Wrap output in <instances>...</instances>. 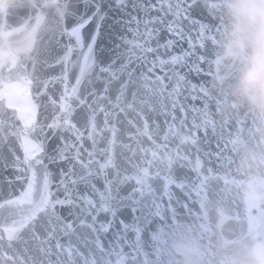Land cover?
Segmentation results:
<instances>
[{
  "label": "snow or ice",
  "instance_id": "obj_1",
  "mask_svg": "<svg viewBox=\"0 0 264 264\" xmlns=\"http://www.w3.org/2000/svg\"><path fill=\"white\" fill-rule=\"evenodd\" d=\"M47 7L40 0L31 15ZM65 7L71 22L54 40L42 37L18 69L0 73V173H12L0 181V264H174L162 231L209 197L230 205L241 235L264 242V207L241 196L231 172L246 120L211 111L212 0ZM13 79L18 90H5ZM185 146L196 147L194 160Z\"/></svg>",
  "mask_w": 264,
  "mask_h": 264
},
{
  "label": "clouds",
  "instance_id": "obj_2",
  "mask_svg": "<svg viewBox=\"0 0 264 264\" xmlns=\"http://www.w3.org/2000/svg\"><path fill=\"white\" fill-rule=\"evenodd\" d=\"M221 18L216 56L215 89L219 113L232 120L247 117V132L233 136L235 176L242 197L264 207V0H212ZM40 0H0V73L18 69L31 57L40 39L54 40L63 27L72 0H48L39 19L21 15ZM57 6L64 11L63 20ZM22 73L16 72V76ZM174 264H264V242L241 235L230 205L202 200L192 218H179L164 229Z\"/></svg>",
  "mask_w": 264,
  "mask_h": 264
},
{
  "label": "water",
  "instance_id": "obj_3",
  "mask_svg": "<svg viewBox=\"0 0 264 264\" xmlns=\"http://www.w3.org/2000/svg\"><path fill=\"white\" fill-rule=\"evenodd\" d=\"M75 2V0H74ZM80 9L83 8V4H78L77 5ZM34 8V7H33ZM25 9L21 15H31V10L33 9ZM43 10V9H42ZM113 17L115 16V14L113 13L112 14ZM37 19H39V14L37 16ZM209 19L213 22H217L218 23V30L215 32L214 34V38H213V57H212V61H211V77L209 78V81H208V85H207V91H208V96H209V99L213 102V106L211 107V111L213 112L215 118L217 120H223V121H226V122H232L233 120H236V119H244L246 120V126H245V132H247V134L249 135V137L252 136V129L249 127L248 125V121H247V117L243 114H240L237 118L235 119H232V120H229V119H226L225 117H223L218 109L220 108V105H221V97L220 95L218 94V92L216 91L215 89V83H216V80H215V77H216V74H217V66H216V56H217V51H218V45H217V39H218V33H219V30H220V27H221V18L218 14H213V15H210L209 16ZM108 23H111V21H109ZM167 35V34H165ZM65 40L67 38H64ZM107 43V39H102L100 41V44L99 46L100 47H103L105 44ZM179 47H184V48H187V45L186 44H183V45H180L177 47V50H176V53L178 54L179 53ZM60 53H53V56H56V55H59ZM151 58V57H150ZM44 69L42 66H38L37 67V73L40 74V75H43L44 74ZM60 72V69L59 67H57L55 69V71H49L47 72V75L51 76V75H58ZM75 74H78V70H75L74 73L71 75V80L72 82H74V79H75ZM159 74V73H158ZM189 79L193 80V82H199V78L197 77H193V76H190ZM13 85H19L20 86V82L18 80H15L13 79L12 81L8 82V83H5L4 84V89L7 90L9 87L13 86ZM53 87L55 88L56 86L53 85ZM188 103H193L191 100L188 101ZM197 103L198 106H200V102L197 101L195 102ZM177 115L179 116L180 113L177 112ZM192 115L193 114H189L188 115V122H189V125L191 124V120H192ZM80 117L77 116V119H79ZM161 119H163V117H161ZM231 130V129H230ZM244 132V133H245ZM198 135H200L201 137H203V130H201ZM234 135H238L237 133L234 132ZM213 144L215 143L214 141L212 142ZM103 147V145H101ZM202 151H208L210 150L206 145H200ZM190 156L191 159H195L196 155L198 154L197 151H196V147L195 146H185V149H184ZM202 159L203 156L201 157ZM210 166V165H209ZM184 174H188L190 175L193 179L195 178V173L193 171H191V169L189 167H185L184 169ZM12 175L11 171H5L3 173H0V181H3L5 177H8L10 178ZM2 190V189H0ZM130 191V186L128 187H125L122 192H121V195H126L128 192ZM174 192H177V194H179L178 190L176 189H173ZM61 198H62V194H61ZM166 199V198H165ZM198 204L195 205L194 207V211L198 209ZM58 211L60 212L61 216H67L68 214V209L67 208H63V209H59L58 208ZM122 218H125L127 219L129 222L131 221V216L130 214H128L127 212L124 213V215L122 216ZM16 247H22V245H15ZM11 254V253H9Z\"/></svg>",
  "mask_w": 264,
  "mask_h": 264
},
{
  "label": "rangeland",
  "instance_id": "obj_4",
  "mask_svg": "<svg viewBox=\"0 0 264 264\" xmlns=\"http://www.w3.org/2000/svg\"><path fill=\"white\" fill-rule=\"evenodd\" d=\"M18 88H19V87H12V88H10L8 91H10V92H11V91H16V90H18Z\"/></svg>",
  "mask_w": 264,
  "mask_h": 264
}]
</instances>
